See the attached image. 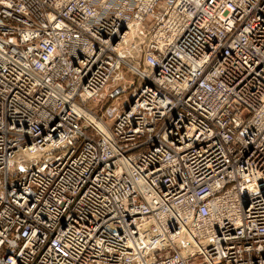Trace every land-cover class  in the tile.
<instances>
[{
	"label": "built area",
	"instance_id": "1",
	"mask_svg": "<svg viewBox=\"0 0 264 264\" xmlns=\"http://www.w3.org/2000/svg\"><path fill=\"white\" fill-rule=\"evenodd\" d=\"M0 264H264V0H0Z\"/></svg>",
	"mask_w": 264,
	"mask_h": 264
},
{
	"label": "rangeland",
	"instance_id": "2",
	"mask_svg": "<svg viewBox=\"0 0 264 264\" xmlns=\"http://www.w3.org/2000/svg\"><path fill=\"white\" fill-rule=\"evenodd\" d=\"M124 72L126 73V77H127V79H128V82H127V85L129 86V87H131V84H132V82L133 81H137V79H136V77L135 76H133L132 74H129L128 72H127V69H124ZM129 92L126 94V95H124L117 103L119 104V105H123L124 104V102H125V99L129 96ZM91 107H93V104H91L90 105Z\"/></svg>",
	"mask_w": 264,
	"mask_h": 264
}]
</instances>
